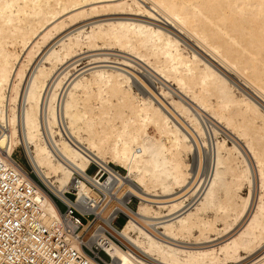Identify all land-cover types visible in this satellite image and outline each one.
I'll return each mask as SVG.
<instances>
[{
	"label": "bare ground",
	"instance_id": "obj_1",
	"mask_svg": "<svg viewBox=\"0 0 264 264\" xmlns=\"http://www.w3.org/2000/svg\"><path fill=\"white\" fill-rule=\"evenodd\" d=\"M142 1L0 0V159L15 160L32 179L16 159L23 152L36 175L69 203L63 193L73 187L75 172L82 173L90 182L78 184L79 198L98 202L107 224L117 208L126 211L130 218L118 231L128 246L112 244L111 264L239 263L243 253L264 246V0H145L151 7ZM104 15L127 17L101 19L60 37ZM180 34L237 75L263 104L238 95L230 78L184 46ZM110 47L173 82L196 111L173 96L172 109L164 111L157 95L134 91L126 69L137 67L131 60L96 54L92 64L124 68L99 65L72 80L69 68L60 72L78 51ZM198 112L229 135L215 125L206 128ZM194 154L206 156L208 165L193 174L187 158ZM92 163L109 171L105 181L89 175ZM256 172L260 195L249 221L212 244L221 239L214 234L233 232L253 208ZM40 189L47 209L58 213ZM127 193L139 198L134 208L124 205ZM252 264H264V256Z\"/></svg>",
	"mask_w": 264,
	"mask_h": 264
},
{
	"label": "built area",
	"instance_id": "obj_2",
	"mask_svg": "<svg viewBox=\"0 0 264 264\" xmlns=\"http://www.w3.org/2000/svg\"><path fill=\"white\" fill-rule=\"evenodd\" d=\"M94 164L96 169L89 175L105 181L109 171ZM18 165L13 159L8 163L0 159V264H111L112 244L127 248L128 241L120 235L122 230L118 231L123 225L117 226L116 221L121 216L130 218L129 214L117 208L109 224L102 220L98 202L79 198L78 184L90 182L82 173L75 172L73 187L63 193L69 203L53 192L31 166L29 173L35 175L32 179ZM40 186L58 213H51L39 198ZM123 199L126 207L134 208L135 200L139 202L133 193L125 194ZM59 203L66 207L64 211Z\"/></svg>",
	"mask_w": 264,
	"mask_h": 264
},
{
	"label": "rangeland",
	"instance_id": "obj_3",
	"mask_svg": "<svg viewBox=\"0 0 264 264\" xmlns=\"http://www.w3.org/2000/svg\"><path fill=\"white\" fill-rule=\"evenodd\" d=\"M142 4L143 5H146L147 7H151L150 5H151V3L149 4V2L148 1H145V0H143L142 1ZM119 17H127L126 15H104V16H98V17H95V19L94 18H92V19H89V20H86V21H81V22H79V24H76L75 26H73V27H71V28H69V30H67V31H65L60 37H63V36H65L66 35V33L68 34V33H70V32H72V31H74L75 29H77L78 27H80V26H83V25H87L86 27H89L92 23H94V22H96V21H102V20H106V19H114V18H119ZM128 18H133V19H137V20H140V19H142V20H140V21H150V20H147L145 17H142V16H128ZM102 19V20H101ZM151 22V21H150ZM153 22V21H152ZM88 23V24H87ZM155 23V22H154ZM155 24H157V23H155ZM161 24V23H160ZM165 28H167V29H169V27H167V26H165ZM74 29V30H73ZM175 31V30H174ZM180 37H181V39H182V44H184V46H186L190 51H197V53L199 54V55H201V56H203L204 58H206V59H208L214 66H216V68H218V70H220L221 71V73L222 74H224V76L226 77V78H230L229 79V81H231L232 83H234V85H235V87H236V92H237V94L238 95H240V94H244L246 97H248V98H250L251 100H256V102H258V104L261 106L263 103L261 102V100L255 95V92L251 89V88H249L248 86H246L244 83H243V81L237 76V75H235V74H230L228 71H226L223 67H221L220 65H219V63H217V62H215V61H213L208 55H207V53H205V51H203L199 46H197V44L193 41V40H191V39H187L185 36H183L182 34H180ZM188 43V44H187ZM111 48V49H110ZM110 48H107V50H106V48H103L102 50H95V51H93L92 49V51L90 50V49H88V48H84L83 49V51H78L77 52V55L75 54L74 56H73V58H71L70 60H68L69 62L61 69V71L60 72H62V70L64 71V68L65 67H67V68H65L66 70L69 68V71H70V80H72V78H74L76 75H78L79 73H81L82 71H84V70H86V69H89V68H92V67H97V66H99V65H108V66H114V67H119L120 66V68L121 67H123L124 68V66H122V65H119V64H115V63H111V64H109V63H100V64H92V62H93V57H96L97 55H102V56H108V58H110V60L111 61H113V62H118V63H122V61L123 60H128V61H130L131 60V62L132 63H134V64H136L135 66H137V67H133L132 65H130L129 67L131 68V70H129L127 67H126V69L130 72V73H132V74H130L131 75V77H132V81H133V83H132V85H133V89H134V91H136V92H142L143 91V93L144 92H146V94L147 95H149V96H151L152 98H153V96H155V95H157V96H155L153 99L154 100H156L155 102L159 105V104H161L162 106H164L162 109L164 110V111H168V112H170V109H172V107L170 108V98L173 96L174 98H176V99H178V100H182L184 103H186L188 100H190L189 99V97L186 95V94H184L183 92H181V90H179L178 89V87L176 86V85H174L173 84V82H171L170 84L168 83V82H166V81H164L162 78H160L158 75H156L155 73H153V71H151V69L149 68V67H147V65H145V63L143 64L141 61H138L137 59H135L134 57H133V55L131 54H129V52H128V54H127V52H125V51H123V50H120L119 48H117V47H110ZM195 49V50H194ZM79 54V55H78ZM97 54V55H96ZM119 59V60H118ZM89 64H91V65H89ZM70 65V66H69ZM124 65H126V64H124ZM76 66V67H75ZM147 68V69H146ZM78 70V71H77ZM155 74V75H154ZM136 76V77H135ZM151 76V77H150ZM157 77H159V78H157ZM139 79V80H138ZM165 82V83H164ZM166 84V85H165ZM169 86V87H168ZM163 87V88H162ZM238 87V88H237ZM176 88V89H175ZM140 89V90H139ZM162 90H165V91H167V92H169V95H167V96H165V95H163L162 93H161V91ZM239 90V91H238ZM181 92V93H178V92ZM254 92V93H253ZM155 94V95H154ZM159 94V95H158ZM172 94V95H171ZM181 94V95H180ZM179 95V96H178ZM166 98H165V97ZM168 96H169V98H168ZM181 96V97H180ZM183 97V98H182ZM188 99H187V98ZM252 97V98H251ZM159 98H160V101H159ZM254 98V99H253ZM185 101H184V100ZM187 100V101H186ZM162 101V102H161ZM160 102V103H159ZM163 102H164V104H163ZM189 102V103H188ZM186 104L187 105H191L192 107H194V110H195V105L193 104V103H191L190 101H188ZM169 104V105H167V104ZM160 105V106H161ZM166 105V106H165ZM166 107L168 108L167 110H166ZM196 111V110H195ZM199 113V112H198ZM197 113V114H198ZM205 113H203V117H201V114L199 113L198 115L200 116V118H203V119H201L202 121H204V123H205V125L207 124L208 126H210V124H211V126L212 125H215L218 129H219V131L221 132V134L223 135V134H225V135H229L228 134V132H227V130H225L223 127H221L219 124H217V123H215V121H213L210 117H209V114H205ZM207 115V116H206ZM205 116V117H204ZM208 117V118H207ZM185 120V119H184ZM206 120H210V121H206ZM176 121L177 122H179V120H177L176 119ZM206 122H208V123H206ZM180 123V122H179ZM207 125H206V128H207ZM211 126H210V128H211ZM224 130V131H223ZM208 137H209V134H208ZM209 138H211V136L209 137ZM198 139H199V137H198ZM234 140L236 141V139L234 138ZM199 141H200V139H199ZM228 141H229V143L231 144V143H233L232 141H233V138H232V136L230 135V138L228 139ZM241 144H239V143ZM237 144H239L240 145V147L243 149V148H245V144H243V141H237ZM244 151H245V149H243ZM197 154H194V155H190L188 158H187V162L188 163H190V165L192 166L190 169H191V172L194 174V172H197L196 170H198V168H199V166H200V169H202V171H204L205 169H206V165H208V158L206 157V156H204V157H202V160H199V157H198V155L196 156ZM248 155H249V153H248ZM16 156V159L22 164V166L25 168V169H27V170H30L31 169V167H30V165H29V162L27 161V159H26V157H25V155H24V153L23 152H18L17 153V155H15ZM250 158H251V155H250ZM22 161V162H21ZM207 161V162H206ZM198 162L199 164H197L196 165V163ZM201 163H203V164H201ZM204 164H206V165H204ZM195 167H197V168H195ZM205 167V168H204ZM117 169H120V167H116ZM195 168V169H194ZM96 169V165L94 164L92 167H91V169L89 170V173H92L94 170ZM121 172L122 173H124L122 170H121ZM32 176H34L35 177V175L34 174H31ZM258 175H257V172H256V180L258 179V177H257ZM131 178H127V180H130ZM259 180V179H258ZM256 181L255 183V185H254V198H253V208L251 207V209H250V211H249V214L247 215V217L241 222V224H239L240 223V221H239V223L238 224H236L234 227H237L233 232H231V233H229L228 235H225V236H223V237H221L222 235H216V234H214L213 236H212V238H216V236H217V238L218 237H220L221 239H217V240H215V242H213L212 244H214V245H217V244H219V242H224L226 239H228V238H230V237H232V236H234V235H236L237 233H238V230L240 231L241 229H243V227L245 226V224L249 221V219H250V215H252V213L255 211V207H256V205H257V201L259 200V195H260V188H259V181ZM258 190V191H257ZM242 194H243V196H246L247 194H248V188H247V186L245 185L244 186V188H243V191H242ZM257 194H258V196H257ZM256 196H257V198H256ZM70 198H73L71 195L69 196ZM138 201L137 200H135V205H136V203H137ZM255 202H256V204H255ZM59 206H60V209L62 210V211H64L65 210V206L62 204V203H59ZM125 217L124 216H121L117 221H116V225L117 226H119V227H121L122 225H123V223L125 222ZM83 220H84V218H83ZM247 220V221H246ZM244 224V225H243ZM243 226V227H242ZM218 227L219 228H222L223 227V225H222V223H218ZM236 231H237V233H236ZM235 233V234H234ZM233 234V235H232ZM228 236V237H227ZM263 246V245H262ZM262 246L260 247V249H259V251L258 252H256V253H254V254H245V253H243V256L244 257H246V259H244V260H242L241 262H239V263H236V264H252L255 260H257L258 258H260V257H262V256H264V246H263V248H262ZM262 253V254H261ZM251 255V256H250ZM262 255V256H261ZM257 257V258H256ZM230 264H232V263H230Z\"/></svg>",
	"mask_w": 264,
	"mask_h": 264
}]
</instances>
